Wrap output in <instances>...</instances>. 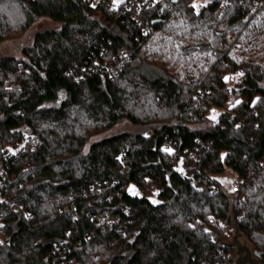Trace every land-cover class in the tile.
<instances>
[{
    "label": "trees",
    "instance_id": "16d2710c",
    "mask_svg": "<svg viewBox=\"0 0 264 264\" xmlns=\"http://www.w3.org/2000/svg\"><path fill=\"white\" fill-rule=\"evenodd\" d=\"M167 3L143 34L125 1L0 0V43L61 24L0 58V264H240L237 229L264 258V0Z\"/></svg>",
    "mask_w": 264,
    "mask_h": 264
},
{
    "label": "rangeland",
    "instance_id": "374dc122",
    "mask_svg": "<svg viewBox=\"0 0 264 264\" xmlns=\"http://www.w3.org/2000/svg\"><path fill=\"white\" fill-rule=\"evenodd\" d=\"M124 1L122 2H114L112 0V8L117 9ZM193 4L196 6V9L199 10L202 6L206 5L212 0H192ZM17 13H15V17H17ZM14 28L12 31L11 36L6 39L4 42L0 43V58L4 56H16L20 57L22 54V50L26 46H31L34 43L35 36L38 32L44 31V30H52V29H58L61 27V24L58 22L53 21L52 19L48 17H42L38 19L35 23H33L28 29L22 30L19 23H17V20L14 19L13 21ZM233 79H235L233 77ZM220 110L217 107H213L210 109L208 118L211 122L205 123L203 126L212 124V122H215L219 117ZM213 117H215L213 119ZM202 126V127H203ZM201 127V126H198ZM139 131H144V128L142 127H136L133 124H131L128 121L122 122L120 124L115 125L112 129L105 131L101 134L96 135L90 140V144L101 141L106 138H110L113 136H117L123 133H135ZM89 144V145H90ZM232 172L227 170L226 174L222 178V187L225 191L229 190L231 187V181H232ZM130 193L132 194H138L140 195V192L136 189L134 185H131L129 188ZM235 236V235H234ZM234 236L233 240L234 241ZM241 242L243 245L249 246L251 249H254L252 244L246 240V238L241 237ZM236 250L238 251V248L236 247ZM238 253V252H237ZM239 255L237 254L236 260L239 259ZM241 257L246 258L247 254L243 252Z\"/></svg>",
    "mask_w": 264,
    "mask_h": 264
},
{
    "label": "built area",
    "instance_id": "2783aa9c",
    "mask_svg": "<svg viewBox=\"0 0 264 264\" xmlns=\"http://www.w3.org/2000/svg\"><path fill=\"white\" fill-rule=\"evenodd\" d=\"M36 1V0H33ZM100 0H93L96 6ZM168 7L167 0H126L123 12L132 14L136 23L143 25V34H148L150 31V21L158 18L160 14ZM145 22V24H144ZM241 187V181L237 175L232 180V189L238 190Z\"/></svg>",
    "mask_w": 264,
    "mask_h": 264
},
{
    "label": "water",
    "instance_id": "95a60500",
    "mask_svg": "<svg viewBox=\"0 0 264 264\" xmlns=\"http://www.w3.org/2000/svg\"><path fill=\"white\" fill-rule=\"evenodd\" d=\"M240 239V231L239 229H237L234 236V241L230 243V246L238 248L237 254L240 256L238 262L240 264H264L262 253L257 251L256 249H251L247 245H243ZM243 252L247 254L246 258L241 257Z\"/></svg>",
    "mask_w": 264,
    "mask_h": 264
},
{
    "label": "snow or ice",
    "instance_id": "6c2138e0",
    "mask_svg": "<svg viewBox=\"0 0 264 264\" xmlns=\"http://www.w3.org/2000/svg\"><path fill=\"white\" fill-rule=\"evenodd\" d=\"M114 2H116V3H118V2H122V0H114ZM228 78L227 77H225V80H227ZM215 117H213V119H214Z\"/></svg>",
    "mask_w": 264,
    "mask_h": 264
}]
</instances>
